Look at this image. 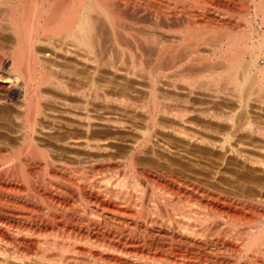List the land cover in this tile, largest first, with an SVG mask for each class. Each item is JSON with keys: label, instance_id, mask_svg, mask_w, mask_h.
Returning <instances> with one entry per match:
<instances>
[{"label": "bare ground", "instance_id": "bare-ground-1", "mask_svg": "<svg viewBox=\"0 0 264 264\" xmlns=\"http://www.w3.org/2000/svg\"><path fill=\"white\" fill-rule=\"evenodd\" d=\"M254 96L264 0H0V264H264ZM167 138L254 188L157 155Z\"/></svg>", "mask_w": 264, "mask_h": 264}, {"label": "rangeland", "instance_id": "rangeland-1", "mask_svg": "<svg viewBox=\"0 0 264 264\" xmlns=\"http://www.w3.org/2000/svg\"><path fill=\"white\" fill-rule=\"evenodd\" d=\"M52 62V64H51V62ZM50 61H48V62H50V64H48V66H53L52 68L55 70H58L59 71V69L60 68H55V66H57V63L60 65V64H63V62H64V59L63 60H60L59 59V61L60 62H57L58 61V59L56 60H54V61H52V60H50ZM66 62V63H65ZM65 64H63L62 66H61V68L62 67H64L63 69H62V72H64V73H69L68 75H70L71 73L73 74V73H75V75H78V73H79V71L78 70H82V69H84L81 65H78L77 63H75L74 64V62H70L69 63V61H68V65H66L67 64V61L65 60ZM53 63H55L54 65H53ZM64 65H66V67L64 66ZM70 65V66H69ZM70 67V68H69ZM63 70H65V71H63ZM67 71V72H66ZM78 71V72H77ZM71 74V75H72ZM74 75V74H73ZM106 77H109V75H106ZM120 82V83H119ZM117 83L118 84H115V85H119L120 84V86H118V87H121V85H122V87L124 86V87H136V86H138V85H136V84H132V83H127V84H130L129 86L128 85H126V82L124 83L123 82V80L121 81V80H117ZM124 83V84H123ZM202 82H200L199 83V85H202L201 84ZM114 86V85H113ZM178 87L180 88V89H182L183 87L181 86V85H178ZM182 87V88H181ZM202 87V86H201ZM199 86H198V90H195L196 92H199ZM203 88V87H202ZM179 89V90H180ZM201 91V93H203L202 92V90H200ZM255 97V96H254ZM254 97H252L253 99L251 100L252 101V103L249 105V106H251L250 107V110L252 109V119H254V122H255V120H256V123H264V97L262 98L263 99V102L261 101V99L259 100V101H261V102H258V99H257V101H256V99L254 98ZM223 100H221V98H219V99H216L215 101L214 100H212V99H209V100H206V101H203V102H196L197 104H194L193 102H191V104H190V102L188 103V101L186 102V101H183L181 104L183 105H189V106H192V104H193V106H195V107H197V106H199L198 108H208V107H210V108H212V107H215L216 108V106H214V105H217V107L220 109V110H223L224 111V109H225V111H226V108H227V110H228V108L231 110L232 108H230V106L232 107L233 106V109L236 107V105H237V103L236 102H232V100L231 99H229V98H227L226 99V97L225 96H223V98H222ZM231 100V101H230ZM212 101H214V102H212ZM224 101V102H223ZM254 101V102H253ZM216 102V103H215ZM224 103V104H223ZM232 103V104H231ZM234 103H235V105H234ZM201 104V105H200ZM262 105H263V107H262ZM225 106V107H224ZM221 107V108H220ZM260 111V112H259ZM227 112H229V111H227ZM261 113V114H260ZM257 114H259V115H257ZM263 114V115H262ZM260 115H262V116H260ZM258 120V121H257ZM262 123V124H263ZM8 124V123H7ZM261 124V125H262ZM9 125V124H8ZM41 125V126H40ZM264 125V124H263ZM7 125H5V128H9V126L8 127H6ZM39 128V130H41L42 131V133L44 132V134L45 133H49L51 130H50V128L52 127V126H48V124L47 123H41V124H39V126H38ZM53 131V130H52ZM170 139V140H169ZM250 139V140H249ZM247 138L246 139V141H244L245 139H242V141L244 142V143H246L248 146H249V144H250V146L251 145H253V148L254 147H256L257 146V148H259V147H262V146H260L261 144H262V142H261V140H260V144H259V140H258V144H259V147H258V144H256L257 143V139L255 140V138L254 137H250V138ZM168 140V141H167ZM172 140V138H167V139H165V141H167V142H165V143H167V145L169 144V142ZM175 141H177L176 139H174V140H172L171 142H170V145H169V151H171V152H168V150L166 151L165 149H159V148H157V150L155 149V151L154 152H156L157 153V155H159V156H164L165 155V157H174V158H177V159H180L181 160V158H180V156L181 157H184V159L182 158V160H186L185 162H187L188 160V157H189V160H190V158H192L190 161H188V162H190V163H188L189 164V166H192L193 168H198V170H200L201 169V171H203V172H209L210 170H212V171H210V173H212L213 171V173H215V174H217V172H219L220 171V173H218L217 174V176L218 177H222V178H224V180H227V178L229 179V180H227V181H230L231 183H233V184H236L239 188H242V186L241 185H248L249 186V183L247 182L246 184H245V180L244 179H241V181L240 180H238L237 181V179H240V177H244L246 174H253V170H251L253 167H249V169H247L246 170V168H248V166H246V165H244L243 164V166H242V164H233V167L231 166L230 168H229V170L228 169H225V165H227V163L225 162L226 160H225V158H227V157H229L225 152L223 153H221V151H218V152H220V154L217 152V151H215L214 150V152H213V150L211 151L210 150V152L209 151H206L207 153L205 154V152L204 151H202L203 153H200L202 156H200V154H198L200 151H199V148H198V150L195 148H193L192 149V145L190 144H187L186 145V143H181V142H179V143H177V142H175ZM250 141H253V142H251V143H253V144H251V143H249ZM254 142H255V144H256V146L254 145ZM174 143V144H173ZM176 143V144H175ZM264 144V143H263ZM172 145H173V147H172ZM177 145V146H176ZM189 145V146H188ZM47 146V145H46ZM174 146H175V148H174ZM186 146V147H185ZM187 146H188V148H187ZM48 148H49V146H47ZM172 147V148H171ZM189 147H191V149L189 148ZM252 147V146H251ZM172 150H171V149ZM177 148V149H176ZM186 148V149H185ZM49 149H52V148H49ZM188 150V151H187ZM190 150H192L191 152H190ZM196 150V151H195ZM161 151V152H160ZM186 151V152H185ZM188 152V153H187ZM189 152H190V154H189ZM197 152V153H196ZM212 152H213V154H212ZM183 153V154H182ZM147 154L149 155V156H152V152L150 151V152H147ZM163 154V155H162ZM196 154L198 155V156H196ZM203 154H205V155H203ZM215 154V156H213ZM219 154V155H218ZM227 156H226V155ZM184 155V156H183ZM187 155V156H186ZM193 155H195V156H193ZM218 155V156H217ZM177 156V157H176ZM195 158V159H193V157ZM179 157V158H178ZM199 157V158H198ZM201 157V158H200ZM203 157V158H202ZM223 157H224V159H223ZM205 158V159H204ZM218 158V159H217ZM197 159H198V161H197ZM217 161V162H216ZM207 162H209V163H207ZM211 162H213L212 164H211ZM204 163H206V164H204ZM217 167V168H216ZM234 167H235V169H234ZM243 167V168H242ZM200 168V169H199ZM245 168V169H244ZM237 169V170H236ZM217 170V171H216ZM233 170V171H232ZM235 170H236V172H235ZM223 171V172H222ZM232 171V172H231ZM228 172V173H227ZM239 175H238V174ZM222 175H224V176H222ZM239 176V178L237 177V176ZM242 175V176H241ZM236 179V180H235ZM243 181V182H242ZM239 183V184H238ZM242 183V184H241ZM244 183V184H243ZM252 185H255V183H253ZM243 186V187H244ZM245 186V187H246ZM256 186V185H255ZM254 188L253 186H249V188ZM260 187V186H259ZM258 187V188H259ZM247 188V187H246Z\"/></svg>", "mask_w": 264, "mask_h": 264}]
</instances>
